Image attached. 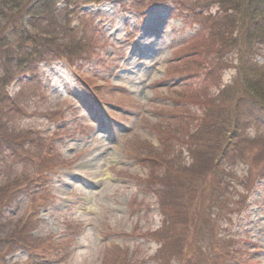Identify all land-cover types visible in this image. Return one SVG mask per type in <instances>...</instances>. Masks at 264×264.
I'll list each match as a JSON object with an SVG mask.
<instances>
[{"label":"rangeland","instance_id":"obj_1","mask_svg":"<svg viewBox=\"0 0 264 264\" xmlns=\"http://www.w3.org/2000/svg\"><path fill=\"white\" fill-rule=\"evenodd\" d=\"M136 2L105 0L80 8L83 16L73 24L98 46L87 61L70 65L52 56L37 66L34 81L23 75L0 84L11 111L6 125L29 131L41 146L36 151L46 149L48 164L55 165L23 178V162L13 161L11 149H0V180L18 174L0 181V195L8 188L1 207L30 221L36 239L30 250L17 244L0 264H204L202 240L193 242L181 225L160 236L187 262L154 257L161 243L146 233L174 215L168 204L189 217L188 227L190 217H208L204 225L231 237L218 242L230 245L227 264H264V106L247 100L237 107L230 90L221 100L216 96L235 74L232 67H219L203 81L212 54L205 51L200 18L190 12L207 5L203 11L214 15L218 4ZM91 29L104 37L91 38ZM260 52L257 63L264 61ZM200 82L211 93L208 125L215 126L206 129L216 133L212 151L224 141L233 151L243 147L224 160L223 171L216 169L219 187L206 183L212 167L200 166L199 146L185 143L204 139ZM26 150L17 147L16 158L23 159ZM150 158L168 168L161 170L171 178V189L160 187L156 194L146 183ZM191 161L194 167H188ZM221 217L226 218L220 223Z\"/></svg>","mask_w":264,"mask_h":264},{"label":"trees","instance_id":"obj_2","mask_svg":"<svg viewBox=\"0 0 264 264\" xmlns=\"http://www.w3.org/2000/svg\"><path fill=\"white\" fill-rule=\"evenodd\" d=\"M103 1L105 0H0V65L2 66L0 84L5 78L10 82L23 75L31 76L28 82L34 81L37 66L48 61L52 56L63 58L70 65L87 61L89 53L98 46L87 42L83 31L79 29V24L74 25L73 21L83 16V14L79 15L81 7L87 4H100ZM136 1L132 0L131 5H134ZM143 1L145 0H139L136 3ZM205 1L218 4L214 15L203 11L202 8L207 5L200 7L194 5L190 9L191 16L201 20V31L205 32L203 34L205 51H211L212 54L209 62H205V66L208 68L203 81L207 80L211 72L219 67H232L235 69V74L228 84L219 88L216 96L221 100V97L225 98L226 94L229 95L230 90V101L237 107L243 106L247 100H250L249 103L252 105L264 106V61L261 63L256 61V54L262 53L260 51L264 50V0ZM97 31L96 29L90 30L91 38L96 36L102 39L104 35ZM196 44L197 42L194 43V47ZM211 54L206 52L207 56ZM200 83L198 88H201V93L205 97L202 103V115H204L200 128L201 133H204V139L201 144L197 141L191 144L187 140L185 143L190 144L189 147L199 146L195 154L200 166L206 165L208 167L211 165L210 170L215 169L213 172L208 171L207 175L210 177L206 183L215 182L219 187L220 181L218 179H221V176L217 174L216 169L222 170L221 166L224 164V160L231 161L236 154L243 151V147L241 148L240 145V150H238L235 146L233 151L230 148L233 144L227 145V141H224L221 147L212 151V143L216 133L210 134L206 129V126L208 130L215 126L208 125V118L212 113L211 93L207 86H203L202 82ZM7 103L8 100L3 97L0 90V149H11L10 157L13 161L23 162L24 168L20 172L23 178L51 170L55 165L48 164L49 156L46 149L42 148L36 151L41 146H38L34 136L30 135L29 131L15 130L6 125L11 112L7 109ZM8 113L9 115H7ZM236 130L235 138L241 135L240 128ZM24 140L25 143L28 142L27 145L23 144ZM238 143L235 140V144ZM17 147L27 149L23 152L25 154L23 159L16 158ZM189 166L194 167L193 161L189 163ZM161 169L168 170V168L163 167ZM161 169L158 167L157 160L150 158L146 183L153 188L152 190L156 194L160 191V187L168 189L172 187L171 178L167 177ZM17 175L16 172L12 173L5 179L6 182H10L9 178L17 177ZM7 190L8 188L2 190L4 194H1L0 198L5 195ZM168 205L174 211V215L163 217L158 229L146 233L148 237L161 243L158 251H155L154 257L156 259L163 263L169 259H176L180 263L187 262L180 252L171 253L168 247V239L160 236L172 229L174 225L178 227L181 225L184 228L186 226L187 236L190 233L194 236L193 242L195 239L199 242L202 240L200 244L204 246V250L207 252V256L204 257V264H227L229 262L231 258L230 245L227 248L218 245V242L219 240L220 242L230 240L231 237L229 239L226 234L219 235L214 231L212 224L204 225L202 221H206L208 217H190V226L188 227L189 217H183V214L175 208L174 204ZM1 206L0 200V234L4 235L0 238V263H5L6 256L15 252L14 249L17 244L22 246V249L30 250L34 247L36 239L30 235L32 229H30L32 226L30 221L24 217H11L4 211V206ZM224 218L226 217L220 218V223ZM184 237L186 234L183 233L180 239L181 244ZM201 245L200 247H203ZM194 246L200 249L196 244ZM164 251L167 252L166 256L168 257L163 256Z\"/></svg>","mask_w":264,"mask_h":264}]
</instances>
